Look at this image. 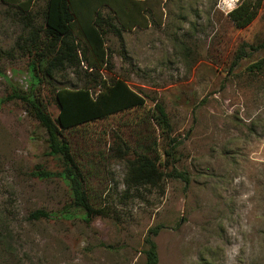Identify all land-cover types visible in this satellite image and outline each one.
Listing matches in <instances>:
<instances>
[{"label": "rangeland", "instance_id": "obj_1", "mask_svg": "<svg viewBox=\"0 0 264 264\" xmlns=\"http://www.w3.org/2000/svg\"><path fill=\"white\" fill-rule=\"evenodd\" d=\"M237 2L146 0L148 27L106 36L113 69L104 74L125 78L145 105L65 131L77 158L92 166V192L106 211L89 223L71 205L65 178L31 173L36 165L62 170L47 154L44 128L20 101L0 104V264H143V239L156 225L157 264H264V70L250 68L264 57V48L250 49L264 40V8L235 27L227 12ZM43 7L44 0L33 6L37 23ZM13 12L0 1V97L10 81L27 87L31 56L17 45L26 32ZM75 72L60 71L54 84L83 85ZM38 88L55 117L52 83ZM157 101L176 138L169 156L168 141H159L162 160L188 181L126 193L125 167L105 134L115 128L135 149L150 145L155 136L142 120ZM37 209L49 216L32 217Z\"/></svg>", "mask_w": 264, "mask_h": 264}, {"label": "trees", "instance_id": "obj_2", "mask_svg": "<svg viewBox=\"0 0 264 264\" xmlns=\"http://www.w3.org/2000/svg\"><path fill=\"white\" fill-rule=\"evenodd\" d=\"M14 9V17L26 32L17 42L31 59L28 63L27 87L24 89L10 81L9 92L0 97V104L18 100L27 114L34 118L46 132L47 154L59 158L60 172H52L36 165L31 172L40 178L52 177L59 173L68 181L71 190V205L78 209L79 217L89 223L95 216H105L104 207L98 205L92 192L90 177L94 174L88 161L77 158L65 135L66 130L77 128L91 121L109 117L129 109L143 108L144 96L135 90L125 78L108 77L104 72L113 69L112 51L106 44V36L113 34L122 39L124 31L146 28L150 23L146 0H44L41 23L33 6L37 0H0ZM261 8L264 0H238L227 12L235 27L249 25ZM264 48V40L250 45V49ZM245 54L240 49L237 59ZM71 68L84 81L79 87L54 84L60 71ZM253 71L264 70V57L250 65ZM43 82L52 83L57 103L55 117L48 111L39 91ZM143 123L151 126L155 136L149 144L137 143L135 149L119 129L105 134L110 140L113 157L125 167L122 183L126 193L142 187L158 188L163 191L167 178H181L188 181L185 171L162 160V154L169 156V138L172 124L163 103L154 102ZM167 140L168 149L159 141ZM34 218L48 217L43 209L34 210ZM161 226H151L143 239V264H157V246L154 237Z\"/></svg>", "mask_w": 264, "mask_h": 264}]
</instances>
